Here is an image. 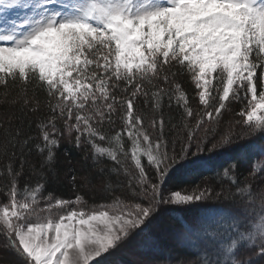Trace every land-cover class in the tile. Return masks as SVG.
<instances>
[{
  "label": "snow or ice",
  "instance_id": "1",
  "mask_svg": "<svg viewBox=\"0 0 264 264\" xmlns=\"http://www.w3.org/2000/svg\"><path fill=\"white\" fill-rule=\"evenodd\" d=\"M0 86V103L21 113L15 128L7 116L0 125V254L12 264H107L135 240V264H264V0H0ZM17 86L25 95L9 96ZM234 103L239 119L218 137ZM62 139L92 161L111 203L49 190ZM243 140L215 186L167 187ZM122 174L123 198L112 182ZM164 210L198 213L180 225L176 259L152 231Z\"/></svg>",
  "mask_w": 264,
  "mask_h": 264
},
{
  "label": "trees",
  "instance_id": "2",
  "mask_svg": "<svg viewBox=\"0 0 264 264\" xmlns=\"http://www.w3.org/2000/svg\"><path fill=\"white\" fill-rule=\"evenodd\" d=\"M177 80L183 85L191 107L197 110L199 106L198 97L195 95V90L192 87L189 79L186 76H177ZM20 96L25 93L14 87L9 89V96ZM26 95L35 100H39L41 105L46 103L44 93L37 91L34 88H29ZM3 88L0 86V101L3 100ZM140 109L146 110V105L140 103L137 105ZM242 104L234 103L228 110L223 114L221 123L217 128V136L226 132L229 128V124L239 119L236 113L241 109ZM168 109L165 108V112ZM173 122L179 121V115L175 108L171 112ZM11 119L12 127L15 128L21 122V113L14 108L5 107L0 103V125L6 126L5 117ZM167 119V117H166ZM31 121V128L29 129L28 123ZM24 131L36 134L35 117L29 115L24 118ZM118 130V129H117ZM239 130V126H237ZM251 140H243L231 146H222L219 151L211 154L204 153L203 156L207 160V167H197L196 165H189L186 169L179 173H176L168 181L167 187L174 188L176 190H188L192 184H199L201 186H215L217 184L216 178L213 175L214 171L222 165H226L242 147L251 143ZM259 142V141H257ZM130 150V145H129ZM33 159H36L33 157ZM146 164V157L144 158ZM112 161L105 160V166L111 167ZM125 164L134 170V162L131 159L125 161ZM147 166V165H146ZM56 178L50 179L48 188L54 192L58 197L64 199H74L79 194L82 195L89 206L111 203V200L100 192L101 181L97 176L96 170L92 167V161L84 159V154L73 147L72 143L67 139H62L60 148L56 154L55 163ZM76 176V181L73 182L71 177ZM85 177L91 180V184L85 182ZM128 180L129 177L121 175L119 180L115 176L112 177V182L116 185V195H123L128 192ZM4 183V178L0 176V185ZM23 183V181H21ZM182 194H184L182 192ZM167 195V193H166ZM3 197H0L2 200ZM198 213H183L178 211L164 210L159 215L153 225V233L159 238L161 242V254L165 257H171L172 259L178 258L180 255L186 254L185 250L181 248L175 237L180 231V225L185 220L193 219ZM160 230V232L158 230ZM141 241L135 240L126 246H123L117 250H110L111 257L107 261V264H135L136 261L143 259V253L141 249ZM13 257L7 254H0V262L3 264H12ZM94 264V262H92ZM156 264H161L160 261H156Z\"/></svg>",
  "mask_w": 264,
  "mask_h": 264
},
{
  "label": "rangeland",
  "instance_id": "3",
  "mask_svg": "<svg viewBox=\"0 0 264 264\" xmlns=\"http://www.w3.org/2000/svg\"><path fill=\"white\" fill-rule=\"evenodd\" d=\"M158 230V229H157ZM160 232V230H158Z\"/></svg>",
  "mask_w": 264,
  "mask_h": 264
}]
</instances>
